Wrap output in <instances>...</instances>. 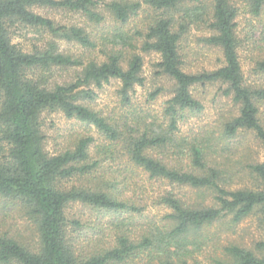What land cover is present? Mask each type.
I'll return each instance as SVG.
<instances>
[{"label":"trees","instance_id":"16d2710c","mask_svg":"<svg viewBox=\"0 0 264 264\" xmlns=\"http://www.w3.org/2000/svg\"><path fill=\"white\" fill-rule=\"evenodd\" d=\"M243 3L245 7L235 0H0V200L18 203L39 234L38 243L29 245L0 226V264H124L143 255L145 264H201L195 254L202 248L205 228L221 223L233 230L256 215L264 230V84L247 81L238 33L241 13L259 19L264 0ZM39 8L85 21L63 25L36 12ZM193 30L208 33L201 41L221 50L222 66L189 69L184 42ZM254 31L245 41L256 42ZM60 42L84 50L64 51ZM143 53L158 54L157 75L174 82L162 121L136 115L117 119L85 103L97 98L92 87L99 89L116 79L123 104L131 106L130 93L145 84ZM59 70H73L76 76L59 80ZM255 72L264 73V58ZM215 84L238 112L222 123V157L228 150L226 141L242 132L253 133L261 143L263 160L245 166L253 187H232L234 175L215 157L218 151L209 136L190 141L180 133L188 113L205 110L193 89ZM159 90L150 94L151 100ZM53 113L91 125L102 142L80 135L73 147L51 154L44 116ZM124 159L150 179L172 186L157 199L169 210L167 223L143 230L138 238L126 231L118 235L115 246L90 249L77 240L75 234L84 226L68 216L70 205L109 212L144 210L125 197L131 188L137 195L138 183L123 177L122 170L117 175L112 171L113 164L121 169ZM84 177H90L91 187L67 186ZM176 188L201 195L187 199ZM223 254L216 264H264V240L252 248L233 241Z\"/></svg>","mask_w":264,"mask_h":264},{"label":"rangeland","instance_id":"374dc122","mask_svg":"<svg viewBox=\"0 0 264 264\" xmlns=\"http://www.w3.org/2000/svg\"><path fill=\"white\" fill-rule=\"evenodd\" d=\"M243 7V0H235ZM245 7V5H244ZM245 10V9H244ZM36 12L60 22L63 25L83 24L85 19L78 15L67 12L54 11L49 9H36ZM239 35L242 46L239 51L242 69L249 83L264 84V73L255 72L256 65L264 58V12L259 19L253 18L248 14L241 13L238 18ZM256 42H247L246 37L252 30ZM208 33L205 31L193 30L185 39L184 45L188 53L190 68L193 71L213 70L222 66L223 55L220 49L206 46L201 38ZM251 36V34H250ZM31 37V35H29ZM24 38H18L17 41H24ZM30 44V43H28ZM61 50L70 51L75 54L83 52V48L76 44L60 42ZM144 68L143 75L145 84L137 86L134 92L130 93L132 98L131 106H125L120 95L121 83L119 80L112 79L109 83L97 89L92 87L97 98L95 101H86L95 110H101L105 115L124 119L130 115L146 117L152 116L162 121L163 111L167 101L173 96L174 82L167 76H159L156 73L155 64L159 61V55L156 53H143ZM57 78L73 79L76 73L73 70L57 71ZM63 77V78H60ZM160 89L155 99H150V94ZM193 94L205 105V110L201 114H187L186 120L180 124V133L184 137H189L190 141L198 139L205 140L208 136L212 139L211 145H214L218 153L221 165L227 163V170L234 175L232 187L242 186L253 187L254 180L247 172L246 163L253 160H263V150L261 143L256 139L253 133L242 132L234 140L226 141L228 150L223 153L222 123L232 114H237V107L229 99L222 95L219 84L198 86L193 89ZM44 131L47 135L46 149L51 154H57L67 147H73L80 135H93L97 143L102 142V137L98 131L91 125L84 124L76 119H69L63 113H53L44 116ZM172 159V158H171ZM119 164H113L112 171L125 174L123 177L132 178V183H138L137 190L127 192L125 197L133 199L136 205L143 206V212H109L96 210L90 206L81 203H75L68 208V216L75 218L83 224V230H79L75 235H79L81 242L86 247L92 248L113 247L116 245L118 235L130 231L133 238H138L143 230L149 228H162L166 225V215L169 212L164 206L157 203V199L164 194V191L172 189L169 183L150 179L147 173L136 169L128 164L127 159ZM121 163V162H120ZM172 163H175L173 161ZM190 161L186 159L185 165ZM244 168H243V167ZM128 171H127V169ZM245 169V171H243ZM120 171V173H118ZM109 179V175H106ZM123 179V178H122ZM121 179L119 178V181ZM110 181L108 185H112ZM70 185H81L91 187L90 177H84L74 180ZM176 193L185 196L187 199L195 200L201 195L200 192L187 188H176ZM208 197V196H207ZM229 219H224L227 222ZM0 226L1 230H11L13 233L21 235L29 245H35L39 241V234L34 222L22 212L18 203L0 200ZM205 236V237H204ZM204 237V238H203ZM264 240V230L259 226L258 217L252 215L238 225L233 230L221 227V223L205 228L202 231L200 241H203L202 248L196 252L195 256L201 264H216L217 259H224L223 248L236 241L243 243L246 247L252 248L254 244ZM146 255L139 257L131 262L124 264H145Z\"/></svg>","mask_w":264,"mask_h":264}]
</instances>
